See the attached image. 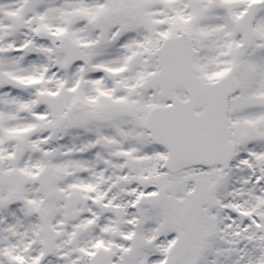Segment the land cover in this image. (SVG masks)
<instances>
[{
	"label": "snow or ice",
	"instance_id": "6c2138e0",
	"mask_svg": "<svg viewBox=\"0 0 264 264\" xmlns=\"http://www.w3.org/2000/svg\"><path fill=\"white\" fill-rule=\"evenodd\" d=\"M0 264H264V0H0Z\"/></svg>",
	"mask_w": 264,
	"mask_h": 264
}]
</instances>
